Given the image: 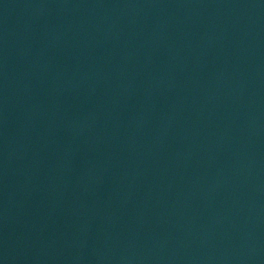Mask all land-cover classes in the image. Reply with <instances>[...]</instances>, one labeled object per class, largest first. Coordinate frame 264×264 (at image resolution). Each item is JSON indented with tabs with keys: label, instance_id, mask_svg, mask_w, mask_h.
I'll use <instances>...</instances> for the list:
<instances>
[{
	"label": "water",
	"instance_id": "obj_1",
	"mask_svg": "<svg viewBox=\"0 0 264 264\" xmlns=\"http://www.w3.org/2000/svg\"><path fill=\"white\" fill-rule=\"evenodd\" d=\"M0 264H264V0H0Z\"/></svg>",
	"mask_w": 264,
	"mask_h": 264
}]
</instances>
